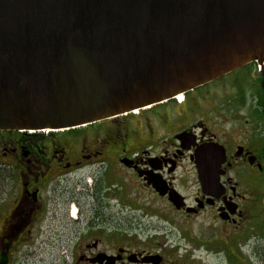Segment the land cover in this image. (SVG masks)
<instances>
[{
    "label": "flooded vegetation",
    "instance_id": "af4514ba",
    "mask_svg": "<svg viewBox=\"0 0 264 264\" xmlns=\"http://www.w3.org/2000/svg\"><path fill=\"white\" fill-rule=\"evenodd\" d=\"M65 132L0 130V264H264V62Z\"/></svg>",
    "mask_w": 264,
    "mask_h": 264
},
{
    "label": "water",
    "instance_id": "95a60500",
    "mask_svg": "<svg viewBox=\"0 0 264 264\" xmlns=\"http://www.w3.org/2000/svg\"><path fill=\"white\" fill-rule=\"evenodd\" d=\"M264 62V0H0V129L76 128Z\"/></svg>",
    "mask_w": 264,
    "mask_h": 264
},
{
    "label": "rangeland",
    "instance_id": "374dc122",
    "mask_svg": "<svg viewBox=\"0 0 264 264\" xmlns=\"http://www.w3.org/2000/svg\"><path fill=\"white\" fill-rule=\"evenodd\" d=\"M127 183H128V182H127ZM114 189H115L116 191H118V190H117V187L114 188ZM134 197H135L134 189L131 188V199H135ZM126 210L131 211V213L135 214V212H134L133 210H131V208H129V207H126ZM73 213H74V212H73ZM137 214H142V213H138V212H137ZM177 236H179V235L177 234Z\"/></svg>",
    "mask_w": 264,
    "mask_h": 264
}]
</instances>
